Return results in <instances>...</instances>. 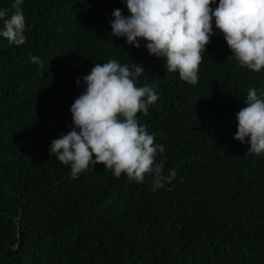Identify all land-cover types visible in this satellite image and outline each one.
<instances>
[{
    "label": "trees",
    "instance_id": "1",
    "mask_svg": "<svg viewBox=\"0 0 264 264\" xmlns=\"http://www.w3.org/2000/svg\"><path fill=\"white\" fill-rule=\"evenodd\" d=\"M13 2L0 0V9L11 15ZM21 7L25 44L0 36V264H264V155L233 139L235 114L249 88L264 89V69L228 60L213 22L191 85L145 41L136 48L110 35L113 10L129 15L122 0ZM110 59L142 65L137 86L159 96L137 114L165 149L156 157L163 173L176 171L156 191L150 177L117 179L103 164L69 178L70 166L49 155L71 130L69 109L84 90L75 81Z\"/></svg>",
    "mask_w": 264,
    "mask_h": 264
},
{
    "label": "clouds",
    "instance_id": "2",
    "mask_svg": "<svg viewBox=\"0 0 264 264\" xmlns=\"http://www.w3.org/2000/svg\"><path fill=\"white\" fill-rule=\"evenodd\" d=\"M129 15L121 9L112 12L111 36L125 38V43L145 48L150 55L163 58L168 72L196 85L199 65L215 28L222 33L232 55L241 67L253 72L264 69V0H122ZM23 0H14L9 9H0V36L10 45L25 44L26 21ZM41 64L37 56L30 57ZM143 66L122 64L110 59L96 63L75 83L83 82V91L70 106L72 127L50 144L49 155L70 166L69 178L94 171L103 164L115 178L126 174L129 182L143 183L150 177L152 191L171 184L176 171L163 173V161L156 157L165 151L155 143V134L140 123L137 114L147 115L159 99L150 86L138 87ZM245 107L235 114L237 128L233 139L248 143L251 155H264V89L247 90Z\"/></svg>",
    "mask_w": 264,
    "mask_h": 264
},
{
    "label": "water",
    "instance_id": "3",
    "mask_svg": "<svg viewBox=\"0 0 264 264\" xmlns=\"http://www.w3.org/2000/svg\"><path fill=\"white\" fill-rule=\"evenodd\" d=\"M17 237H18V233H17ZM17 239H18V238H17ZM15 247H17V242H16L14 245L9 246V247L7 248L6 256L8 255V252H9L11 249H14Z\"/></svg>",
    "mask_w": 264,
    "mask_h": 264
}]
</instances>
